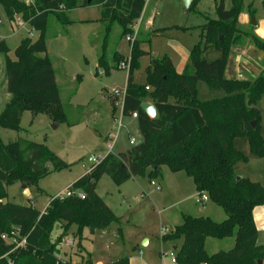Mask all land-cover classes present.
Masks as SVG:
<instances>
[{"label": "trees", "instance_id": "obj_1", "mask_svg": "<svg viewBox=\"0 0 264 264\" xmlns=\"http://www.w3.org/2000/svg\"><path fill=\"white\" fill-rule=\"evenodd\" d=\"M90 6L101 7L100 20L108 27L118 23L125 35L142 17L146 0H33L30 4L24 0H0L10 23L20 18L39 33L36 41L30 38L21 41L14 52L15 59L9 56L6 41L0 40L7 90L11 95L0 113V130L21 132L26 111L34 116L47 114L54 122L64 119L55 71L47 54L48 20L55 16L63 25L70 24L69 11ZM242 6V0H233L232 9L227 10L220 0L216 6L217 18L201 26L202 42L190 51L182 73L166 62L151 60L146 83L135 82L134 71L145 53L139 49L138 40L134 41L122 113L126 118L137 113L141 142L107 156L73 183L65 196L55 197L45 211L40 212L31 202L27 206L10 202L8 188L17 184L26 189L35 187L41 179L69 169V165L43 144L25 139L4 143L0 137V264H8L9 260L14 264H71L59 258L52 242L56 223L67 229L76 226L80 236L84 229L93 234L95 230L108 228L120 220L97 193L101 178L109 176L118 187L138 176L152 181L161 176L163 166L172 173H185L197 192L208 194L210 201L226 215L221 223L209 217L183 215L182 223L163 235L164 242H182L175 253L176 264L264 262V246L258 245L253 215L255 208L264 205V187L240 178L234 170L238 163L248 162L246 156L234 149V141L239 137L247 139L252 154L264 157L259 114L251 108L264 96V74L253 81L225 77L230 55L244 46L246 39L264 53L263 40L239 32L237 24ZM211 50L219 53L217 59L207 58ZM100 62L101 67L104 55ZM199 82H204L210 90L224 91L226 96L200 101ZM147 101L156 108L155 119L141 108ZM3 235L17 240L24 238L27 244L14 249L15 244L5 242ZM229 238L235 239L230 251L212 255L206 251L208 239ZM108 264H130V260L127 257Z\"/></svg>", "mask_w": 264, "mask_h": 264}, {"label": "rangeland", "instance_id": "obj_2", "mask_svg": "<svg viewBox=\"0 0 264 264\" xmlns=\"http://www.w3.org/2000/svg\"><path fill=\"white\" fill-rule=\"evenodd\" d=\"M222 1L227 10L232 9L233 0ZM219 2L197 0L192 11L187 12L181 0H146L142 17L125 35L118 23L108 27L100 20L101 7L69 11L71 23L67 25L60 23L55 16L49 17L47 54L56 73L64 119L54 122L47 114L34 116L26 111L22 116L21 132L1 130L0 133L4 143L25 139L43 144L69 165V169L54 172L28 189L37 210L43 212L55 197L65 196L73 183L90 167L87 160L106 151L104 132L109 130L112 109L116 107L117 114L121 110L129 72L128 68L117 67L118 60L121 59L119 63H122L130 59L134 41L138 40L139 49L145 53L134 71L135 82L146 83V70L151 60L170 62L176 72L182 73L188 64L190 51L202 42L201 26L207 20L217 18L216 6ZM242 2L237 24L240 34L264 41V0ZM253 19L256 27L252 26ZM0 38L8 45L9 56L15 59L14 52L21 41L26 38L36 41L39 33L20 18L14 24L10 23L0 7ZM242 49H245V57L239 69L242 77L239 81H253L264 74V53L249 39H246L244 46L234 50ZM103 55L105 62L100 67ZM206 56L214 60L219 53L211 50ZM0 57L3 58V55L0 54ZM198 88L201 98L209 93L217 98L226 96L222 90L207 89L202 82ZM113 91L121 93L118 98L112 96ZM251 108L259 114L258 123L264 140V96ZM255 123L257 125V121ZM128 133L140 141L138 131L130 127L123 131L119 149L129 146ZM234 149L248 158L247 163L237 164V176L242 175L264 187V157L252 154L247 139L242 137L235 139ZM166 176L177 178L167 166H163L161 179L166 180ZM181 176L187 178L184 173ZM187 180L193 184L191 179ZM153 181L157 183V180ZM150 183L147 177L138 176L118 187L109 176H103L98 183L97 193L120 221L106 229L95 230L92 235L88 229H84L83 234L89 240H85L83 234H77L76 226L67 229L63 224L56 223L51 239L56 244L59 258L71 264L90 261L92 264H108L127 257L130 264H175L172 262L175 253L171 244L163 241L162 233L163 229L165 235L172 232V218L182 220L183 213L202 214L211 219L224 215V211L212 202L195 204L196 193L191 197L189 190L184 189L183 193L179 190L173 195L163 184L161 191L152 192ZM8 192L10 202L29 205L28 199L31 197L26 196L21 185L12 186ZM68 240L72 241V246L67 244ZM145 240L148 241L146 245ZM212 247L207 245L210 255Z\"/></svg>", "mask_w": 264, "mask_h": 264}, {"label": "crops", "instance_id": "obj_3", "mask_svg": "<svg viewBox=\"0 0 264 264\" xmlns=\"http://www.w3.org/2000/svg\"><path fill=\"white\" fill-rule=\"evenodd\" d=\"M193 3H194V1H193ZM83 10H85V9H83ZM0 40H2V39L0 38ZM244 50L245 49H242L241 51L234 50L233 53L230 55L229 62H228V66H227L226 73H225L226 79H228V80H239V79L242 78V77H240V71H239V69H240L241 65L244 63V57H245V55L243 54ZM4 60H5L4 57L3 58L0 57V112H2L4 110L5 106L11 100V95L8 93V90H7V80H6V75H5V61ZM249 63H250V61H249ZM55 75H56V73H55ZM199 83H198V85H199ZM202 83H204V82H202ZM207 89L210 90V88L208 86H207ZM211 94L209 93V95L205 96L204 98H201V97H199V88H198V99L200 101L205 102V101H210V100L222 98V97H218V98L217 97H214V95H211ZM147 102L150 103V104H152L150 101H147ZM113 108H114V106H113ZM112 110L113 111H112L111 119H110V123H109V126H110L109 127V130L107 129L108 131L106 130L104 132V141H105V143L108 142L109 136L115 133L114 118L119 117L121 115V113L123 111V102H122V107H121V110H120L119 114H117L116 107L114 109H112ZM130 127L134 128V129H136L138 131V135L140 137V141L138 143H140L142 139H141V135L139 133V130H138V126H137L136 121L132 120L129 123H127V125L124 128V131L127 130L128 128H130ZM0 133H1V130H0ZM129 137H132V136H130L129 133H128V138ZM249 147H250V145H249ZM119 148L117 149L118 150V153L127 150L128 148H130V146H127V147L121 148V149H119ZM98 149H101V148L98 147ZM105 152H104V154H105ZM103 155H100L98 157H103ZM236 168H237V165L234 167L235 173H236ZM87 172L88 171H86V173L83 174L80 177H83L84 175H86ZM147 173H149V170L147 171ZM173 174L176 175L177 178L170 179L169 176H166V180L165 179L163 180V179H161V177H162V168H161V176L158 177V178H156L155 180H157V183L160 186H162V184H163L165 187H167L173 195H175L176 193H179L178 192L179 190H181V193H183L184 192V189H185V191L186 190H189V192L191 194L190 195L191 197H194L193 194H195V193H196V196H197V194L199 192H197L196 187H195L193 181H192L193 184H189L190 183L189 182L190 180H187V178H189V177L185 173H184V175H186V177H187L186 179L183 178V176H181V174H183L182 172L181 173H173ZM239 177L240 178H244L242 175L239 176ZM133 179H136V177L133 178ZM189 179H191V178H189ZM148 180L151 182V180L149 178H148ZM248 180H250V179H248ZM251 182H253V181H251ZM253 183H256V182H253ZM18 185H21V184H18ZM21 186H22V189L25 191L26 196L31 197L32 193H30V191L28 190L29 188L26 189L24 185H21ZM122 186H124V184ZM8 190H9V188H8ZM150 190L152 192H155V191L152 190V188H150ZM8 195H9V192H8ZM60 196H62V195H60ZM196 196L194 197L195 204H197L196 203ZM28 201H29V204L31 202L32 205L34 206V201H32V197L30 199H28ZM208 202H211V201L209 200ZM208 202H205V203H208ZM205 203H203L201 205H205ZM183 215H192V214H190V213H183L181 217H183ZM253 215H254V222L256 224V228H257L258 234H259V237H258V245L259 246H264V205L255 208ZM192 216H195V217H209V218H211L210 216H206V215H202V214L192 215ZM118 219L120 220V218H118ZM212 220L215 221V222L221 223L224 220H226V215H225V213H224L223 217H221L220 215H216L215 217L212 218ZM172 222L174 223V228H175L176 226H178V225H180L182 223V220L178 219L177 217H174V218H172ZM163 230H165V229H163ZM165 233H166V231H165ZM165 233H164V235H165ZM90 234H91V232H90ZM83 237H84L85 240H89L84 234H83ZM181 243L182 242H178L177 244L170 243L171 244V248L174 251V253H176V251L179 249ZM207 245H212L213 246L212 247L213 248L212 254H215V253L220 252V251H230L231 249H233V247L235 245V239L234 238H229V239H225V240H222V241H216V240H213V239H208L206 241V246H205L206 247V251L208 252ZM83 246H84V244H83ZM224 248H226V249H224ZM97 264H104V263L99 262ZM105 264H107V263H105Z\"/></svg>", "mask_w": 264, "mask_h": 264}, {"label": "built area", "instance_id": "obj_4", "mask_svg": "<svg viewBox=\"0 0 264 264\" xmlns=\"http://www.w3.org/2000/svg\"><path fill=\"white\" fill-rule=\"evenodd\" d=\"M25 2L30 4V3H33V0H26ZM120 68L121 69H127L128 68V70H129L130 59H127L125 62H122L120 64ZM146 90L149 91V88H146ZM120 94H121L120 92H116V91L112 92V96H115L116 98H118ZM137 118H138L137 113H133L132 116L128 117V118L124 117L123 113H121V115L119 117L114 118L115 133L109 136V139L107 142L106 152L103 155V157L92 156L91 158H89L87 160L88 163L90 164V167L87 170L88 172L91 170V168H93L94 166L101 163L107 156L118 154L117 149H118L119 143L121 141V136H122V133L124 131L125 126L127 125V123H129L132 120L136 121ZM128 139H129V146L130 147H133V146L138 144V141L135 137H129ZM83 167L85 168V164L83 165ZM150 185H151V188L153 191H161V186L158 183H156L155 181L152 180ZM209 200H210V198H209L208 194H206V193H198V195L196 196V203L198 205H201L205 202H208ZM162 233H165V230H163ZM2 238L8 244H15L14 249L25 247L27 244L26 239H24V238L22 240H17L16 238L10 239L7 235H3ZM67 244L70 246L73 245L71 240H68ZM173 263H176L175 258L173 259ZM8 264H14V262L9 260Z\"/></svg>", "mask_w": 264, "mask_h": 264}, {"label": "water", "instance_id": "obj_5", "mask_svg": "<svg viewBox=\"0 0 264 264\" xmlns=\"http://www.w3.org/2000/svg\"><path fill=\"white\" fill-rule=\"evenodd\" d=\"M193 1L194 0H181V5L182 7L184 8L185 11L189 12L192 5H193ZM252 26H257L255 20L253 19L252 20ZM167 66H170L171 63L170 62H167L166 63ZM103 72V71H102ZM141 108L142 110L144 111V113L149 116L151 119H155L157 117V111H156V108L154 107L153 104H150L148 102H143L142 105H141ZM58 125H56L57 127ZM252 127L255 129L256 128V123L255 122H252ZM147 244V241L145 240L144 242V245ZM258 264H264L263 261H259Z\"/></svg>", "mask_w": 264, "mask_h": 264}]
</instances>
